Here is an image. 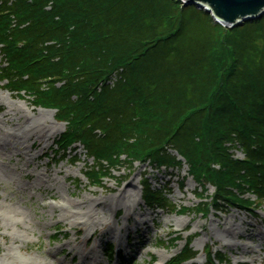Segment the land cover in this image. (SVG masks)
<instances>
[{
  "label": "trees",
  "instance_id": "trees-1",
  "mask_svg": "<svg viewBox=\"0 0 264 264\" xmlns=\"http://www.w3.org/2000/svg\"><path fill=\"white\" fill-rule=\"evenodd\" d=\"M0 55V82L56 112L90 181L185 163L197 213L264 204V16L228 29L181 0H0ZM171 192L145 176L148 208L174 210ZM192 243L167 264L195 261Z\"/></svg>",
  "mask_w": 264,
  "mask_h": 264
},
{
  "label": "rangeland",
  "instance_id": "rangeland-1",
  "mask_svg": "<svg viewBox=\"0 0 264 264\" xmlns=\"http://www.w3.org/2000/svg\"><path fill=\"white\" fill-rule=\"evenodd\" d=\"M7 111L11 113L12 123L5 117ZM15 124H22L23 130L18 131ZM27 130L31 132L26 135ZM65 131L66 124L56 120L55 111L37 108L28 95L10 93L0 82V147L8 148L9 153H14L15 147L23 152V146L16 143L17 137L20 136L21 142L26 141L21 158L13 155L9 160V153L4 150L7 156L0 157L1 166L13 173L8 178L0 170V264H80L91 248L99 252L100 245L104 249V256L98 253L101 264H151L152 258L154 264H167L184 249L189 239L199 253L195 264L213 263L205 255L208 252L217 257L223 255L226 260L220 263L214 259V264H264L263 203L256 202L254 210L224 206V212L218 214L212 209L205 216L199 214L196 207L201 200L196 193L200 194L201 190L188 176L187 166L181 171L158 172L136 163L132 170L125 165L97 183L92 182L86 172L94 162L86 157L84 148L77 145V151L69 154L70 149L57 146ZM38 137L41 139L37 140ZM66 151L69 156L63 160ZM75 156L79 163L72 165ZM235 156L243 157L239 151ZM145 174L156 188L170 186L169 198L175 205L174 210L146 206L142 191ZM35 177L54 189L55 196L35 188ZM26 187L29 190L22 192ZM126 187L131 196H120ZM207 190L206 196L215 192L211 185H207ZM246 198L255 201L254 196ZM65 199L78 204L88 200L92 207L81 208L74 217L72 209L50 207L63 204ZM11 204L20 207V212L24 211L27 216L14 214L12 208L1 209L2 205ZM86 216L94 217L96 225L92 221L80 224L87 222ZM78 217L84 219L77 220ZM127 219L131 223L130 237ZM15 222H23L25 230L17 229ZM29 226L32 231L26 232ZM115 236L117 240L113 241L111 237ZM88 238L91 239L86 245ZM16 239L18 242L14 244ZM110 245L115 246L112 258L107 254ZM86 261L95 263V260Z\"/></svg>",
  "mask_w": 264,
  "mask_h": 264
},
{
  "label": "bare ground",
  "instance_id": "bare-ground-1",
  "mask_svg": "<svg viewBox=\"0 0 264 264\" xmlns=\"http://www.w3.org/2000/svg\"><path fill=\"white\" fill-rule=\"evenodd\" d=\"M5 117H8L9 118V123H12V119H11V113L10 112H6L5 113ZM15 128H18V131H20V130H23V128H22V124L20 125V124H15V125H13ZM29 132H31V131H29V130H27V133L24 131V133L27 135ZM15 136V135H14ZM20 137V136H19ZM19 137H17V139H18V142H16L18 145H20L21 147L23 146V152L22 151H20L18 148H16L15 147V152L13 153H9V150H8V148H3V147H0V157L1 156H7V155H5L4 154V152H2V150H4V151H6V152H8L7 154H8V159L9 160H11L12 159V156L13 155H16L17 156V158H21V156L24 154V152L26 151V147H24L25 146V144H26V141H24V142H21L20 141V138ZM41 139V137H38V139L37 140H40ZM33 147H34V145L32 146V149H33ZM38 158V157H37ZM3 165V164H2ZM0 166H1V163H0ZM0 170L2 171V172H4L5 173V175L9 178V177H11L12 176V170H10L9 168H7V167H4V166H1L0 167ZM67 176L68 177H70V175L69 174H67ZM35 182H34V187L35 188H37V189H39V190H43V191H45V193H47V194H51L52 193V195L53 196H55L54 195V189H52V188H49L48 186H46V184L45 183H42V182H45V181H41L40 180V177H35ZM11 181H12V179H11ZM14 183H16V182H14ZM27 190H29L27 187L26 188H23L21 191L22 192H26ZM122 193L120 194V196H131V192L129 191V187H126V188H124V189H122V191H121ZM33 198V197H32ZM99 206L100 205H105L106 206V203H99L98 204ZM97 205V206H98ZM1 206V205H0ZM95 206V205H94ZM52 209H58V208H60V209H62V210H65V209H72V210H74L75 212H74V214H73V216L72 217H74L75 215H78V213L79 212H77V211H81V208H85V207H92V204H91V202L90 201H82L80 204H78V203H76V202H73V201H71L70 199H65V201H64V203L63 204H56V205H54V204H51V206H50ZM9 208H12V212L14 213V214H20V215H24V216H27V215H25V213H24V211H21L20 212V207H19V209L15 206V205H10L9 207H6L5 205H2V207H1V209L2 210H6V209H9ZM46 208V207H45ZM88 219H87V222H84V221H81L80 222V224H82V225H84V224H88V222H91L92 221V223H96V219L94 218V217H92V216H86ZM82 219H84V218H82V217H78L77 218V220H82ZM12 220H14V221H16L14 218H12ZM67 220V219H66ZM15 224H16V228L17 229H19V230H22L21 228H23L24 230H25V226H24V223L23 222H15ZM72 224H74V222L72 223ZM137 224H139V223H137ZM96 225V224H95ZM127 225L129 226V235H128V237H130L131 235H130V229H131V223H130V220L129 219H127ZM29 231H32V228L29 226V228H26V232H29ZM107 235V232L104 234V236H106ZM251 236H253V235H251ZM258 236H260V235H258ZM112 238V240L113 241H116L117 240V237L115 236L114 238L113 237H111ZM89 239H91V238H88V239H86L85 241V243H86V245H87V243L90 241ZM20 241V240H19ZM109 241V240H108ZM18 242V240L16 239L15 241H14V244L15 243H17ZM101 243V242H100ZM100 251L98 252L97 250H96V248H91V250L89 251L90 252V254H88L87 256H85L84 257V260L82 261V262H80V264H91V263H88V261H86V260H91V261H94L95 260V263H92V264H101V261L99 260V256H98V253H101L102 254V256H104V253H103V251H104V249H101V245H100ZM106 251V250H105ZM72 253V252H71ZM77 253H79V251L77 252ZM75 254V256L76 255H78V254ZM73 254V253H72ZM48 256L50 257L51 256V254L50 253H48Z\"/></svg>",
  "mask_w": 264,
  "mask_h": 264
},
{
  "label": "water",
  "instance_id": "water-1",
  "mask_svg": "<svg viewBox=\"0 0 264 264\" xmlns=\"http://www.w3.org/2000/svg\"><path fill=\"white\" fill-rule=\"evenodd\" d=\"M205 7L223 26L234 28L264 16V0H184Z\"/></svg>",
  "mask_w": 264,
  "mask_h": 264
}]
</instances>
